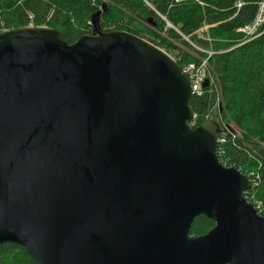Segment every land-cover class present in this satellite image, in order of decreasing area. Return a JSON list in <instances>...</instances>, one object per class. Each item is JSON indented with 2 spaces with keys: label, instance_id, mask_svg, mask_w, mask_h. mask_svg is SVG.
<instances>
[{
  "label": "water",
  "instance_id": "95a60500",
  "mask_svg": "<svg viewBox=\"0 0 264 264\" xmlns=\"http://www.w3.org/2000/svg\"><path fill=\"white\" fill-rule=\"evenodd\" d=\"M190 97L166 51L94 16L71 44L1 31L0 244L34 264H264L251 183L219 162L214 119L188 125Z\"/></svg>",
  "mask_w": 264,
  "mask_h": 264
},
{
  "label": "trees",
  "instance_id": "16d2710c",
  "mask_svg": "<svg viewBox=\"0 0 264 264\" xmlns=\"http://www.w3.org/2000/svg\"><path fill=\"white\" fill-rule=\"evenodd\" d=\"M234 1L0 0V31L46 26L71 44L91 34L94 16L103 31L122 30L146 39L182 68L205 57L201 50L211 51L207 64L215 82L201 96L191 95L189 107L196 114V126L212 117L224 120L218 136L232 130L234 137H226L216 153L218 160L243 174H259L250 193L261 201L258 214L264 217V33L240 44L237 28L252 19L255 7L246 4L234 15ZM213 224L199 215L189 234L203 235ZM0 264L34 263L20 245L3 243Z\"/></svg>",
  "mask_w": 264,
  "mask_h": 264
},
{
  "label": "built area",
  "instance_id": "2783aa9c",
  "mask_svg": "<svg viewBox=\"0 0 264 264\" xmlns=\"http://www.w3.org/2000/svg\"><path fill=\"white\" fill-rule=\"evenodd\" d=\"M175 1H185V0H175ZM249 3H252L254 5L255 10L252 19L249 22L244 23L243 25L237 28V31L240 34H242L244 38V40L240 44L255 39L264 33V0H235L233 3V7L235 9L234 15L238 13V11L241 8H243L246 4ZM1 31H4V29H1ZM201 51L206 54V56L203 57V59H199L198 63H194V62L187 63L183 68V70L187 73L190 79L191 95H196V96H201L203 94L204 88L202 87V83L205 78L209 79V85L212 82L213 83L215 82L214 81L215 76L212 74V71L210 70L206 61L207 57L210 56L212 52L206 50H201ZM214 85L216 86V84ZM195 118H196V114H192L191 119L188 122V125L190 127L196 126ZM226 131H228L226 132V134L217 136V145L220 146L217 147L216 145V147L218 148V151L216 148V153L219 152V149L221 148V145L225 142L227 136L231 135L232 137H234L232 130L229 131L227 128ZM222 165L224 164L222 163ZM244 175L251 183V188L243 191V196L246 199V201L251 203L258 212V210H260L262 207V203L261 201L254 198L252 192L250 193V190L259 183L260 176L257 172H253V171Z\"/></svg>",
  "mask_w": 264,
  "mask_h": 264
},
{
  "label": "rangeland",
  "instance_id": "374dc122",
  "mask_svg": "<svg viewBox=\"0 0 264 264\" xmlns=\"http://www.w3.org/2000/svg\"><path fill=\"white\" fill-rule=\"evenodd\" d=\"M33 26V25H32ZM169 26V25H168ZM242 35V34H241ZM244 40V38H243V35H242V39L240 40V42H242ZM200 59H203V58H200ZM205 59V58H204ZM207 61V60H206ZM221 100V99H220ZM206 119H214L218 124H220V125H222V127H223V125H224V120L223 119H220V121H219V118H212V117H210V118H206ZM223 120V121H222ZM221 122V123H220ZM219 125V127H221ZM229 126L232 128V129H234V130H236V127L235 126H233L231 123H229ZM229 130V129H228ZM230 131V130H229ZM228 132V131H227Z\"/></svg>",
  "mask_w": 264,
  "mask_h": 264
}]
</instances>
